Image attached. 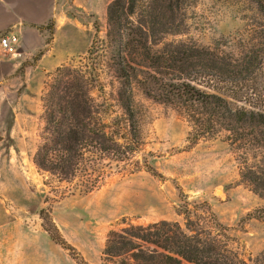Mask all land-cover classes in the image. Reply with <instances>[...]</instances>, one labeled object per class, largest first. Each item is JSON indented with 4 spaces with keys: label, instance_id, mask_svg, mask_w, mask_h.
Listing matches in <instances>:
<instances>
[{
    "label": "rangeland",
    "instance_id": "374dc122",
    "mask_svg": "<svg viewBox=\"0 0 264 264\" xmlns=\"http://www.w3.org/2000/svg\"><path fill=\"white\" fill-rule=\"evenodd\" d=\"M112 1L55 0L45 33L51 49L41 61L21 44L15 54L0 50V264H79L43 229L49 224L40 210L87 264H146L127 254L103 261L108 231L161 220L184 228L183 200L201 222L215 219L229 246L253 264L264 252V219L256 217L264 215V200L240 169L243 160L264 167V148L238 150L223 130L190 144L185 118L136 85L137 143L125 158L99 157L93 171L86 162L91 190H84L83 170L66 181L33 162L44 135V96L58 67L82 71L97 117L114 133L127 131L105 46ZM127 15L121 44L128 59L137 60L142 45L152 52L166 44L208 49L223 60L226 74L202 88L232 107L264 113V13L254 0H136Z\"/></svg>",
    "mask_w": 264,
    "mask_h": 264
},
{
    "label": "trees",
    "instance_id": "16d2710c",
    "mask_svg": "<svg viewBox=\"0 0 264 264\" xmlns=\"http://www.w3.org/2000/svg\"><path fill=\"white\" fill-rule=\"evenodd\" d=\"M254 1L264 13V0ZM135 2L126 0L125 10L122 0H113L109 4L105 43L110 53L109 67L119 82L116 99L123 111L127 131L114 133L97 117L82 71L58 67L56 80L48 85L43 100L45 128L43 140L33 156L35 165L67 181L80 170L84 175L88 169L93 171V164L99 157L115 153L121 156L127 152L126 148L134 147L138 135L131 107L133 85L148 98L170 106L185 118L190 144L223 130L227 132L230 144L238 150L257 145L264 148V113L232 107L221 95L202 88L205 80L226 74L225 63L210 50L166 44L160 51L152 52L142 45L143 51L138 53L137 60L126 57L125 45L121 44L125 33L122 14L131 13ZM116 42L119 45L115 51L113 45ZM241 154L243 156L242 151ZM86 162H89L88 169L84 168ZM242 162L241 178L264 200V167ZM82 182L85 191L95 185L87 175ZM181 207L179 213L184 216V228L175 221L161 220L145 226L128 223L118 230H109L101 251L103 261L127 254L136 263L146 264H251L229 246L228 236L220 230L221 225L215 219L213 225L201 222L186 200ZM261 210L264 214V207ZM46 215L44 210L39 211V216L44 221L46 218L49 224L43 226L49 237L68 250L79 264H87ZM256 217L264 219V215ZM253 264H264V252Z\"/></svg>",
    "mask_w": 264,
    "mask_h": 264
},
{
    "label": "crops",
    "instance_id": "0c3cea01",
    "mask_svg": "<svg viewBox=\"0 0 264 264\" xmlns=\"http://www.w3.org/2000/svg\"><path fill=\"white\" fill-rule=\"evenodd\" d=\"M54 5L55 0H0V32L16 33L25 53L38 52L35 61H41L51 49L45 33Z\"/></svg>",
    "mask_w": 264,
    "mask_h": 264
},
{
    "label": "built area",
    "instance_id": "2783aa9c",
    "mask_svg": "<svg viewBox=\"0 0 264 264\" xmlns=\"http://www.w3.org/2000/svg\"><path fill=\"white\" fill-rule=\"evenodd\" d=\"M19 36L11 30L0 35V50L7 54H15L19 47Z\"/></svg>",
    "mask_w": 264,
    "mask_h": 264
},
{
    "label": "bare ground",
    "instance_id": "6f19581e",
    "mask_svg": "<svg viewBox=\"0 0 264 264\" xmlns=\"http://www.w3.org/2000/svg\"><path fill=\"white\" fill-rule=\"evenodd\" d=\"M219 191V190H218Z\"/></svg>",
    "mask_w": 264,
    "mask_h": 264
}]
</instances>
